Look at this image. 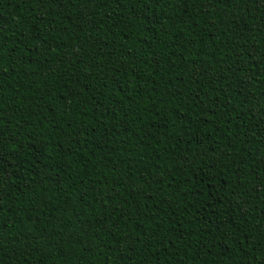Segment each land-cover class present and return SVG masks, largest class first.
<instances>
[{"label":"trees","instance_id":"trees-1","mask_svg":"<svg viewBox=\"0 0 264 264\" xmlns=\"http://www.w3.org/2000/svg\"><path fill=\"white\" fill-rule=\"evenodd\" d=\"M0 264H264V0H0Z\"/></svg>","mask_w":264,"mask_h":264}]
</instances>
